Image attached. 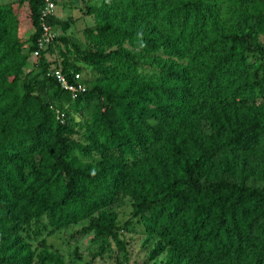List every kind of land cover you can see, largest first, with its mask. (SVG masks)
<instances>
[{"label": "trees", "instance_id": "trees-1", "mask_svg": "<svg viewBox=\"0 0 264 264\" xmlns=\"http://www.w3.org/2000/svg\"><path fill=\"white\" fill-rule=\"evenodd\" d=\"M25 8L23 42L15 3L0 7V264H33L19 234L41 218L52 231L87 221L74 237L121 250L118 196L151 259L264 264V0H101L84 45L57 39L93 76L62 56L61 73L85 87L74 100L46 77L41 0ZM30 55L37 70L25 76Z\"/></svg>", "mask_w": 264, "mask_h": 264}, {"label": "rangeland", "instance_id": "rangeland-1", "mask_svg": "<svg viewBox=\"0 0 264 264\" xmlns=\"http://www.w3.org/2000/svg\"><path fill=\"white\" fill-rule=\"evenodd\" d=\"M9 3H15V14L18 20L17 35L21 41L25 42L32 34L26 20V0H0V7ZM100 3L101 0H55L53 16L55 24L50 28L54 36L53 40H56L40 50L41 59L47 63L48 70L60 64L64 55L70 63L80 68V76L86 83L93 81L90 69L80 62H75L70 49L57 39L61 37L71 43L84 45V32L93 27L97 20H103L96 14ZM120 9L121 6L118 12ZM225 9V3L219 5V13L222 17L226 16ZM27 49L28 45L25 44L22 53L27 54ZM249 61L253 62L252 58ZM37 63L38 60L34 56H28L23 74L35 75ZM18 92L21 94V90ZM34 93L47 99L43 81H38ZM63 109L74 121L77 120L70 105H65ZM77 131L81 133L78 129ZM73 139L79 140V137L74 136ZM130 205L128 198L118 196L110 207V211L116 215L115 227L118 239L123 245L121 250L110 241L100 240L92 233L74 237L75 233L87 224V221L79 222L63 230L52 231L45 226L44 218H41L38 224L23 229L19 235L29 246L33 264H40L36 257L42 252L58 256L62 264H164L165 253L156 258H150L153 245L147 243L138 219L132 218Z\"/></svg>", "mask_w": 264, "mask_h": 264}, {"label": "built area", "instance_id": "built-area-1", "mask_svg": "<svg viewBox=\"0 0 264 264\" xmlns=\"http://www.w3.org/2000/svg\"><path fill=\"white\" fill-rule=\"evenodd\" d=\"M55 11V1L54 0H41V9L39 12L40 17V36L37 40V48L42 50L48 47L54 36L51 33V28L45 24V20L52 18ZM71 75V74H70ZM46 77L52 79L59 89L70 96L71 100H74L78 95L85 92V87L82 84L80 76L77 74L71 75V80L61 73L58 66L49 69L46 73ZM55 119L58 123L63 124V114L59 111H54Z\"/></svg>", "mask_w": 264, "mask_h": 264}]
</instances>
